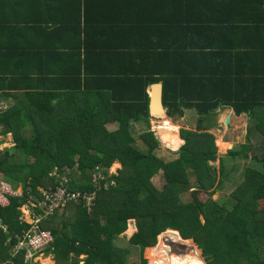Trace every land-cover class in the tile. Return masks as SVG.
Masks as SVG:
<instances>
[{
  "label": "trees",
  "instance_id": "16d2710c",
  "mask_svg": "<svg viewBox=\"0 0 264 264\" xmlns=\"http://www.w3.org/2000/svg\"><path fill=\"white\" fill-rule=\"evenodd\" d=\"M131 43L112 49L129 51L128 55L144 54ZM248 50L247 53H258L254 55L261 57L264 70V48ZM90 51L92 55L79 49L78 74L64 71L62 80H48V93L26 92V106L17 103L0 115V137L10 135L13 144L10 150H0V177L22 191L20 198H10L7 208L0 207V264H24V252L11 255L17 237L28 229L20 222L19 209L40 198V190L55 188L49 177L54 169L69 168L73 174L69 190L86 192L91 190L89 173L95 167L109 169L115 163L122 166L118 176L113 177L117 187L98 194L91 214L81 206L71 205L41 225L53 236L52 250L46 252L54 256L56 264H129L128 253L114 243L127 232L131 220L136 221L138 231L128 243L140 249V264H148L144 252L152 251L159 236L167 231L179 232L183 240H193L197 249L192 242L167 232L163 247L192 251L191 256L171 260V264H264V206L260 204L264 202V71L256 75L245 71L247 67L233 68L228 74L234 77L224 80L195 79L175 59L185 53L173 50V57L166 53L161 73L162 105L172 119L182 118L186 110H194L198 117L196 131L180 133L185 144L178 159L166 164L154 155L159 142L153 133L140 137L147 151L136 147L131 133L132 123L150 119L148 96L130 91L136 84L144 91L139 66L113 64L118 70H109V76H98L100 80L94 83L97 71H90L87 63L100 59L90 61L89 56L111 61H105L104 52L97 48ZM158 51L148 49L145 55L148 59L158 58ZM21 52V56H27V49ZM11 53L9 48L0 47V56L17 57ZM19 70L0 72L1 100L6 99L9 89H18L20 84L27 91V71ZM70 75L78 81L73 89L66 85ZM17 76L21 80L7 78ZM92 84L106 91L103 96H96ZM126 88L129 91L124 98ZM223 107L231 108L237 117L246 115L253 120L254 136L260 140L254 148L247 138L246 145L230 152L229 157L250 161V165L243 170L242 181L229 194L228 201H213L211 196L225 176V161H219L217 180L211 167L217 159V149L202 124L207 121L208 125V118ZM111 125H116L117 130L109 131ZM250 134L249 129L247 137ZM160 172L166 181L162 190L151 182ZM191 191L198 198L184 202L183 194ZM202 194L208 196L204 202L199 199ZM169 253L172 254L169 250L166 255ZM165 256L159 250L153 263L167 264Z\"/></svg>",
  "mask_w": 264,
  "mask_h": 264
},
{
  "label": "crops",
  "instance_id": "0c3cea01",
  "mask_svg": "<svg viewBox=\"0 0 264 264\" xmlns=\"http://www.w3.org/2000/svg\"><path fill=\"white\" fill-rule=\"evenodd\" d=\"M129 42H132V47L140 48L144 54L128 55L129 51L112 49ZM0 47L9 48L11 55L17 56H0V72H15L19 68L20 72L27 71V91L25 86L20 84V88L7 91L9 94L6 99H0L7 107L17 103L18 106H26V92L27 95L48 93V80H62L65 77L64 71L78 74L80 48L83 52L89 51L91 55L90 50L97 48V51L104 52L105 61H111L104 62L101 57L89 56L90 61L100 59L87 63L90 71H97L93 77L94 83L100 80L98 76H109V70H118L113 64L139 66L137 70L142 72L139 82L144 91L139 90L137 84L130 91L137 94L145 92L148 96L150 119L132 123L131 133L133 135V132L140 129L143 134L150 132L156 138L159 136L155 128H161L162 124H165V129H169L170 123L179 127L175 123L184 125L189 114L198 120L194 110H186L182 118L172 119L162 105L161 73L166 53L172 57L173 50L185 53L174 58L177 62L180 60V67H185L195 79L224 80L234 77L228 74V71L232 74L233 68L247 67L245 71L250 70L249 74H259L264 71L262 59L254 55L258 53L252 54L250 50L256 47L264 48V0H0ZM246 48L250 52L247 53ZM23 49H27V56L20 55ZM148 49L160 50L156 54L158 58L154 56L155 58L148 59L145 55ZM174 53L176 54L175 51ZM7 78L13 81L21 80L18 76ZM66 85L71 89L77 87L76 77L70 75ZM92 87L96 96H103L106 92L97 89L93 84ZM125 91L124 98L129 89L126 88ZM227 120L228 124L225 123ZM235 124L238 128L245 129L242 143H237L229 149L233 146L232 141L223 137L220 142L221 145H227V149L219 150V161L239 159L228 155L235 149L238 150L240 145L247 144V129L249 126L255 128L254 121L246 115L237 117L231 108L223 107L208 119L207 126L202 124L203 128L209 130L222 128L224 133L229 132ZM194 125L196 128L197 121ZM108 130L115 131L117 126H108ZM133 137L136 147L147 151L140 137ZM0 138V146L4 145L3 149H12L11 139L8 141ZM179 139L183 147L185 143L181 136ZM157 141L159 150L154 151V155L158 159L166 164L178 159L179 149L182 147L179 151L169 152L176 157L175 160L165 162L157 156L165 153L160 148V144H164L160 138ZM215 145L217 149L218 144ZM217 173L219 177V171ZM0 181H3L1 177ZM241 181L242 173L238 182ZM15 190L22 192L21 188ZM80 260H83V257ZM44 261L56 264L54 256L47 252L39 255L34 264Z\"/></svg>",
  "mask_w": 264,
  "mask_h": 264
},
{
  "label": "built area",
  "instance_id": "2783aa9c",
  "mask_svg": "<svg viewBox=\"0 0 264 264\" xmlns=\"http://www.w3.org/2000/svg\"><path fill=\"white\" fill-rule=\"evenodd\" d=\"M7 106L0 101V115ZM1 150V149H0ZM110 169V168H109ZM108 168L95 167L88 176L90 191H70L72 171L63 168L61 171L54 169L49 175L54 180L55 188L41 190L40 198L23 205L20 210V222L28 226L27 231L21 237H17V243L12 249V256L24 252V264H34L36 258L52 250V234L41 228V225L54 214L64 212L69 206H81L87 214H91L95 206L97 196L101 192H108L117 187V182L110 174ZM22 192L10 187L4 181H0V207L7 208L10 198H20Z\"/></svg>",
  "mask_w": 264,
  "mask_h": 264
},
{
  "label": "rangeland",
  "instance_id": "374dc122",
  "mask_svg": "<svg viewBox=\"0 0 264 264\" xmlns=\"http://www.w3.org/2000/svg\"><path fill=\"white\" fill-rule=\"evenodd\" d=\"M192 113V112H191ZM211 117V116H210ZM210 117L208 119H210ZM197 121L196 118L194 117V115H188L187 117V121L184 123V125L182 123H175L178 127V138L180 137V133L182 130H187V131H196V128L194 127V122ZM204 124V123H203ZM165 124H162L160 127L161 128H155V132L157 133V135L159 136L160 140L162 141V144H160V148L163 149L165 151V153L162 155H157L159 156L161 159H163L165 162H170L172 161L174 158L176 159V157H173V155L169 152H175V151H179L182 147V141L180 140L179 144H175L174 142H170L168 141L167 139H165V135L168 134L171 129L170 127L172 128H176L175 125L173 124H169V129L168 128H163ZM205 125L207 126V121L205 122ZM249 129L251 130V134L247 137V138H250V143L251 145H253V147L255 148L257 146V142L260 140L258 139V137L256 138H252L254 136V130L253 128H250L249 126ZM247 129V131L249 130ZM151 130V129H150ZM169 130V131H168ZM224 129L222 128H218L217 130L215 129H211L209 130V128L206 130V133L210 134L213 138H214V145L215 144H218L217 146V156L220 155V151L219 150H226L227 149V145L226 148H223L222 145H221V142L220 140H222L223 137L225 138H228L230 139L232 142L231 144L233 146H230L229 149L233 148L235 144L237 143H242V137L244 135V132H245V129L244 128H238L237 125H232V128L229 132H226L224 133L223 131ZM143 133L141 132V130L139 129L138 132H133V136H135V138H139ZM1 139V138H0ZM10 136L8 135L5 140H8L10 141ZM251 140L253 142H251ZM166 143H170L174 146V148H172L171 146L165 144ZM216 142V143H215ZM246 142V141H245ZM144 143V142H143ZM140 144V143H139ZM246 144V143H244ZM141 146V144H140ZM6 147V146H5ZM168 147V148H167ZM216 147V145H215ZM4 148V145H1L0 146V149H3ZM138 148V147H137ZM180 148V149H179ZM139 150H141L140 148H138ZM179 149V150H178ZM228 149V150H229ZM4 150V149H3ZM159 150V148H158ZM236 150V149H235ZM251 155V153H250ZM221 157V155H220ZM217 158V157H216ZM174 159V160H175ZM250 165V161L249 162H243L241 161L240 159H228L225 164H224V171H225V176L224 178L222 179V185L220 186V188L217 190H215V193L211 196V199L213 201H228V197H229V194L239 185L240 182H238L240 180V177H241V173L242 171L248 167ZM213 166V168L215 169L216 171V174H217V180L219 179L218 177V169H219V160L216 159V161L214 163H211V167ZM122 169V166L119 164V163H115L110 169H109V172L110 174L112 175H115V176H118V172ZM153 181V182H152ZM152 184L158 189V190H162L164 185H165V179L163 177V174L162 172H160L159 176L155 177L154 179L151 180ZM194 187V186H193ZM14 189V188H13ZM192 192V191H191ZM186 192L183 194L182 196V199L184 202H192L195 199H197L198 197H196L197 195H195V192ZM200 201L201 202H204L208 199V196L202 194L200 197H199ZM261 206H264V202H260ZM63 214V213H62ZM135 233L134 229L133 228H129L128 226V230L127 232L122 235L119 240H116L115 241V246L118 247V248H121L123 249L124 251H126L128 253V262L129 264H140V249L137 248V247H134V246H131L127 239L128 238H131L133 236V234ZM164 235V234H163ZM163 235L160 236L157 240V244L156 246L151 250H146L143 254L144 258L147 260L148 264H154L153 263V258H154V255L155 253H158L159 250H160V253L164 252V256L166 255L167 251H169L170 249L167 248L166 246L163 247ZM190 242H192L190 240ZM195 244L192 242V247L194 248V250H197L196 247L194 246ZM176 249V248H175ZM199 250V249H198ZM171 251V250H170ZM177 251V250H176ZM174 250V252H172V254H167L165 256V261L167 264H171V260H174L176 261V259H180V258H174V257H171V255H177V252ZM200 253H201V250H199ZM198 252V251H197ZM151 253H153L151 255ZM199 254V253H198ZM47 256V255H46ZM187 256V255H185ZM172 259H171V258ZM181 258H184V255H181L180 256ZM202 258V254H201V257ZM203 260V259H201ZM46 261V260H45ZM42 262L41 264H52L51 262ZM177 262V261H176Z\"/></svg>",
  "mask_w": 264,
  "mask_h": 264
},
{
  "label": "bare ground",
  "instance_id": "6f19581e",
  "mask_svg": "<svg viewBox=\"0 0 264 264\" xmlns=\"http://www.w3.org/2000/svg\"><path fill=\"white\" fill-rule=\"evenodd\" d=\"M171 128V131L168 133V134H166L164 137H165V139H167L168 141H170V142H174L175 144H179V142H180V139L178 138V127H176V128H172V127H170ZM169 131V130H168ZM222 147L223 148H226V146L225 145H222ZM169 247V249L172 251V252H174V250L176 251V249H178L179 250V252H177V257L178 258H180V259H185V258H187V257H189V256H191L192 255V251H185L184 250V248L183 247H175V246H168ZM176 248V249H175ZM181 255H184V258H181L180 256ZM185 255H187V256H185ZM176 256V255H175ZM204 263V262H203Z\"/></svg>",
  "mask_w": 264,
  "mask_h": 264
},
{
  "label": "water",
  "instance_id": "95a60500",
  "mask_svg": "<svg viewBox=\"0 0 264 264\" xmlns=\"http://www.w3.org/2000/svg\"><path fill=\"white\" fill-rule=\"evenodd\" d=\"M225 123L228 124V120H227ZM156 139L159 140V137L156 136ZM129 228H133L134 231H135L136 233H137V231H138L137 228L135 227V221H134V220L129 222ZM167 232H168V233H172V234H176V235H178V236L181 238V240H183L179 232H176V231H167ZM167 232H165V233H163V234H166ZM163 234H162V235H163ZM133 235H134V234H133ZM162 235H160V236H162ZM160 236H159V237H160ZM183 241H190V240H183ZM191 241L194 243L193 240H191ZM176 250H177L176 252H179L178 249H176Z\"/></svg>",
  "mask_w": 264,
  "mask_h": 264
}]
</instances>
